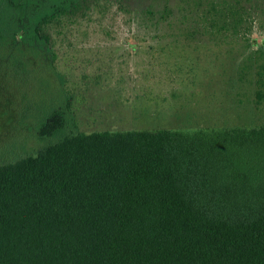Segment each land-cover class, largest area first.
I'll list each match as a JSON object with an SVG mask.
<instances>
[{
  "label": "trees",
  "instance_id": "1",
  "mask_svg": "<svg viewBox=\"0 0 264 264\" xmlns=\"http://www.w3.org/2000/svg\"><path fill=\"white\" fill-rule=\"evenodd\" d=\"M182 1L179 19L169 1L144 12L159 25L168 13L187 40L256 48L263 83L264 42L250 33L264 36V0ZM110 7L134 12L131 0H0V39L48 48L44 27ZM64 125L54 109L38 128L46 143L0 161V264H264V123Z\"/></svg>",
  "mask_w": 264,
  "mask_h": 264
},
{
  "label": "rangeland",
  "instance_id": "2",
  "mask_svg": "<svg viewBox=\"0 0 264 264\" xmlns=\"http://www.w3.org/2000/svg\"><path fill=\"white\" fill-rule=\"evenodd\" d=\"M165 1L185 15L182 0H131V14L110 7L44 27L48 48L0 39V161L46 143L39 124L56 108L65 132L264 123L256 48L185 39L168 13L160 25L145 14ZM250 37L254 47L264 42L257 31Z\"/></svg>",
  "mask_w": 264,
  "mask_h": 264
}]
</instances>
